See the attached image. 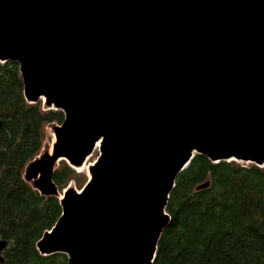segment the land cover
Wrapping results in <instances>:
<instances>
[{
    "label": "water",
    "instance_id": "obj_1",
    "mask_svg": "<svg viewBox=\"0 0 264 264\" xmlns=\"http://www.w3.org/2000/svg\"><path fill=\"white\" fill-rule=\"evenodd\" d=\"M7 62L29 104L65 115L24 174L63 209L43 256L153 264L195 156L264 167V0H0ZM97 147L86 187L60 192L59 162L85 167Z\"/></svg>",
    "mask_w": 264,
    "mask_h": 264
},
{
    "label": "trees",
    "instance_id": "obj_2",
    "mask_svg": "<svg viewBox=\"0 0 264 264\" xmlns=\"http://www.w3.org/2000/svg\"><path fill=\"white\" fill-rule=\"evenodd\" d=\"M64 120L60 110L29 104L19 65L0 63V240L7 243L0 264H68L65 254L37 249L62 215L60 199L24 179L45 127ZM54 181L60 191L72 181L81 189L86 176L62 161ZM205 182L210 186L199 190ZM166 212L171 221L153 264H264V167L197 155L176 179Z\"/></svg>",
    "mask_w": 264,
    "mask_h": 264
},
{
    "label": "rangeland",
    "instance_id": "obj_3",
    "mask_svg": "<svg viewBox=\"0 0 264 264\" xmlns=\"http://www.w3.org/2000/svg\"><path fill=\"white\" fill-rule=\"evenodd\" d=\"M39 102H41V104H42V108H43L44 110H46L43 101H39ZM56 124H58V123H56ZM53 141H54V135H53V131H52V126L47 125V126L45 127V141H44L43 148H42L41 151L46 150V149H49V148H52V143H53ZM40 153H41V152H40ZM99 155H100V151H99V148H98V149L94 152V155L88 160V163H87V169H84V171H78V170H76V169H73V170L75 171L76 175H85V176H86V182H87V180H88V177H87V176H88V166H89L90 164H93V163L96 164V162H97V158H98ZM59 166H60V162H59ZM71 184H73V186L77 187V185L75 184L74 181H72ZM77 188H78V187H77ZM78 189H79V188H78Z\"/></svg>",
    "mask_w": 264,
    "mask_h": 264
},
{
    "label": "bare ground",
    "instance_id": "obj_4",
    "mask_svg": "<svg viewBox=\"0 0 264 264\" xmlns=\"http://www.w3.org/2000/svg\"><path fill=\"white\" fill-rule=\"evenodd\" d=\"M83 169H87V166L82 167V168H79L78 170H79V171H82Z\"/></svg>",
    "mask_w": 264,
    "mask_h": 264
}]
</instances>
